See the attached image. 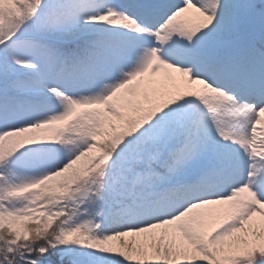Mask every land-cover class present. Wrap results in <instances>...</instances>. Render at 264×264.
Returning a JSON list of instances; mask_svg holds the SVG:
<instances>
[{
  "label": "snow or ice",
  "instance_id": "6c2138e0",
  "mask_svg": "<svg viewBox=\"0 0 264 264\" xmlns=\"http://www.w3.org/2000/svg\"><path fill=\"white\" fill-rule=\"evenodd\" d=\"M0 264H264V0H0Z\"/></svg>",
  "mask_w": 264,
  "mask_h": 264
}]
</instances>
